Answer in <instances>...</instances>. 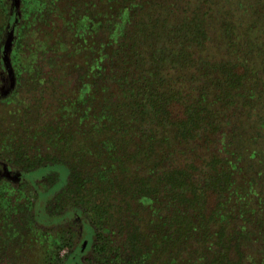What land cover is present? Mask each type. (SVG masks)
<instances>
[{
	"label": "trees",
	"instance_id": "16d2710c",
	"mask_svg": "<svg viewBox=\"0 0 264 264\" xmlns=\"http://www.w3.org/2000/svg\"><path fill=\"white\" fill-rule=\"evenodd\" d=\"M118 1L90 24L81 19L67 36L74 42L85 31L82 46L87 32L111 29L99 58L107 65L90 73L101 82L66 101L68 115L53 128L11 134L4 158L15 167L12 179L49 172L57 175L50 188L61 180L56 167L68 168L51 211L75 210L89 221L94 238L86 261L93 264H264V69L248 58L254 45L264 50V25L258 40L246 30L239 41L248 3L238 0V20L223 25L217 45L226 48L213 71L200 55L207 52L211 16L204 0L202 14L193 16L164 0ZM254 1L264 8V0ZM4 7L0 0L1 13ZM176 15L179 21L171 19ZM15 20L17 27L21 17L13 10L10 30ZM215 74L212 96L208 81ZM9 185L0 180V220L9 224L0 227V239L14 240L18 216L24 220V208L33 204L5 191ZM40 206L27 213V227L53 223L41 220ZM54 249L43 264H64Z\"/></svg>",
	"mask_w": 264,
	"mask_h": 264
},
{
	"label": "rangeland",
	"instance_id": "374dc122",
	"mask_svg": "<svg viewBox=\"0 0 264 264\" xmlns=\"http://www.w3.org/2000/svg\"><path fill=\"white\" fill-rule=\"evenodd\" d=\"M164 1H167L174 10H177L178 6L181 11L182 9L187 10L188 16L195 15L197 12L194 11L202 14L200 7L203 5V0ZM204 1L206 4L204 12H210L211 16L208 21L207 52L200 53V55L203 56L202 59L205 62L210 61L208 65L213 70L216 65L214 62L222 60L221 54L226 48L222 47V50H219L217 45L218 41L226 35L223 25L231 18L232 20L237 19L234 15L238 12V0H231L230 3L227 0ZM243 2L246 3V1ZM121 3L123 4V1ZM247 3L242 13V16H245L239 21L246 20L253 25L257 20L260 25L258 27L249 26L246 22L241 24L243 31L239 30L238 39L239 34L243 35L244 31L249 30L250 37L258 40L257 35L259 36L263 31L264 15L262 12L264 8L257 6L254 0H247ZM2 4L5 5V10L4 13L0 12V56L2 60L0 62V171H2V164H5L7 169L0 173V180L10 183V188L5 191L10 190L13 197L33 204L32 207L24 208L26 211L23 210L24 213L21 214L24 220L27 213L31 214L33 209L37 210L38 202V205H41V220H51L53 223H36L29 228L18 216L19 220L15 224L18 229H21L20 235L13 238L14 240H9L8 237L0 239V264H43V260L50 256V248L54 249V243L56 246L71 243V246L54 249L56 258V252H59L62 259L66 257L64 264H93L86 261V258L92 257L94 238L93 227L89 221L75 210L67 214L65 209H60L58 212L51 211L55 200L52 193L67 182L68 168L63 165L56 167L61 180L49 188L57 175L33 171L24 174L21 182L15 181L12 179V177L16 179L17 176L15 167H12V163L4 157L10 158L12 133L19 130L21 134L28 128L36 129L34 125H40L43 130L53 128L58 120L68 115V110L61 107L66 101L71 97L74 99L79 90L89 88L92 82H101L98 78H92L90 73L95 71L98 64L107 65V63H99V58L105 54L111 29L102 30L98 36L96 33H91L89 36L87 32L88 38L81 40L83 47L78 40L86 28L83 29L84 32L77 33L74 42L67 36L71 35L81 19L84 20V24H90L92 18L102 17L101 14L103 10L106 11V7L116 9L120 2L113 0L110 6H106L109 4L108 0H2ZM13 10H16L17 17H21V22L16 27L17 20H15L10 30L7 21ZM171 19L179 21L178 15ZM20 37L22 41L18 46L17 42ZM261 42H264V34ZM253 47H255L252 48L253 53L251 51L248 58L255 59L254 66L258 69H264V62L261 59L264 57V50L257 51L256 45ZM240 48L248 49L249 45L236 47L237 50ZM17 50L20 53H17ZM219 52L220 57L217 55ZM226 60L229 61V56ZM197 72L199 70L192 71L193 74ZM97 74L100 75V73ZM215 78H217L216 74L208 81L212 96L217 93L216 89L219 87L214 83ZM202 83V81L196 82L194 86ZM84 112L85 110H82V114ZM44 149L46 151L45 147ZM8 170L14 172L13 176H10ZM31 180H34L37 189L39 188L40 198L37 197ZM61 182L63 183L59 185ZM31 192L35 194L31 195ZM8 226L5 219L0 220V227H4L2 230L6 231Z\"/></svg>",
	"mask_w": 264,
	"mask_h": 264
}]
</instances>
